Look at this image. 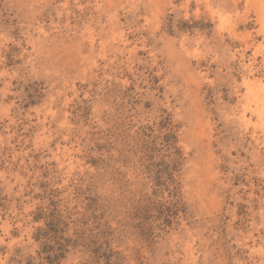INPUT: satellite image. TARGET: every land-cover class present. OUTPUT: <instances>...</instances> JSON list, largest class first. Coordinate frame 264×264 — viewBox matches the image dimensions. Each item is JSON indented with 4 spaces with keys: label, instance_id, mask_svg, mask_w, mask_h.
I'll list each match as a JSON object with an SVG mask.
<instances>
[{
    "label": "clouds",
    "instance_id": "9594fccd",
    "mask_svg": "<svg viewBox=\"0 0 264 264\" xmlns=\"http://www.w3.org/2000/svg\"><path fill=\"white\" fill-rule=\"evenodd\" d=\"M0 264H264V0H0Z\"/></svg>",
    "mask_w": 264,
    "mask_h": 264
}]
</instances>
